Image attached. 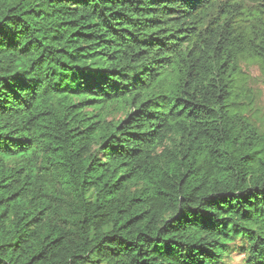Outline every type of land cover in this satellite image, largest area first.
I'll return each instance as SVG.
<instances>
[{
	"label": "trees",
	"instance_id": "obj_1",
	"mask_svg": "<svg viewBox=\"0 0 264 264\" xmlns=\"http://www.w3.org/2000/svg\"><path fill=\"white\" fill-rule=\"evenodd\" d=\"M245 61L264 0H0V264H264Z\"/></svg>",
	"mask_w": 264,
	"mask_h": 264
},
{
	"label": "rangeland",
	"instance_id": "obj_2",
	"mask_svg": "<svg viewBox=\"0 0 264 264\" xmlns=\"http://www.w3.org/2000/svg\"><path fill=\"white\" fill-rule=\"evenodd\" d=\"M241 67L248 77L245 84V87L249 88L246 99L247 116L264 134V70L259 63L253 61L242 62ZM237 246H241V243H237ZM245 258L246 254L236 248L228 254L227 262L228 264H246Z\"/></svg>",
	"mask_w": 264,
	"mask_h": 264
}]
</instances>
